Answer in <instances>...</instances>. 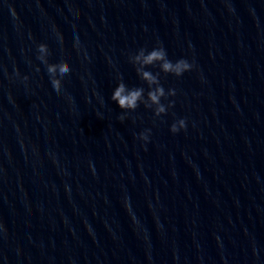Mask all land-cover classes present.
<instances>
[{
	"label": "clouds",
	"instance_id": "9594fccd",
	"mask_svg": "<svg viewBox=\"0 0 264 264\" xmlns=\"http://www.w3.org/2000/svg\"><path fill=\"white\" fill-rule=\"evenodd\" d=\"M37 51L39 53L37 59L47 66V73L51 85L59 94L62 90V78L71 72V65L63 60L59 63H49L47 57L50 55V52L45 43L38 44ZM130 62L135 66V70L140 79L147 84V95L145 97V89L143 87L129 88L121 79L111 94V100L117 104L119 109L125 112L134 111L143 103L146 108L154 109V115L156 117L165 114L167 109L173 106V102H169L167 106L163 104L161 102L162 98L166 99L168 96H174L176 94L174 89L165 91L160 83V73L180 77L193 68V64L186 59L181 58L175 62L170 60L163 47H154L150 51L141 48L135 55L130 57ZM157 65L159 66L160 72L153 73L147 70L150 66ZM36 70L39 71V68ZM17 75H19L18 72ZM24 79L27 80L28 77L25 76ZM120 119L123 120L124 116L121 115ZM185 128L186 120L180 119L171 125L170 130L172 133H177ZM149 132L150 130H146L144 133H141L140 139L147 141Z\"/></svg>",
	"mask_w": 264,
	"mask_h": 264
}]
</instances>
